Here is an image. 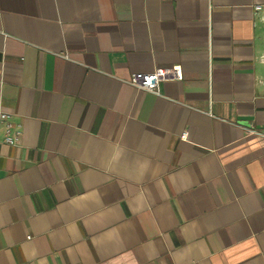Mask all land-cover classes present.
Instances as JSON below:
<instances>
[{
    "label": "crops",
    "instance_id": "obj_1",
    "mask_svg": "<svg viewBox=\"0 0 264 264\" xmlns=\"http://www.w3.org/2000/svg\"><path fill=\"white\" fill-rule=\"evenodd\" d=\"M256 3L0 0V264H264Z\"/></svg>",
    "mask_w": 264,
    "mask_h": 264
},
{
    "label": "built area",
    "instance_id": "obj_2",
    "mask_svg": "<svg viewBox=\"0 0 264 264\" xmlns=\"http://www.w3.org/2000/svg\"><path fill=\"white\" fill-rule=\"evenodd\" d=\"M253 14L264 21V3L252 5ZM183 79L182 68L174 66L171 68L157 69L151 74H135L132 77L131 85L134 87L161 95V85L165 82L179 81ZM23 130L20 125L13 122L9 113L0 111V144L17 147L21 143ZM187 134L183 135V139Z\"/></svg>",
    "mask_w": 264,
    "mask_h": 264
}]
</instances>
